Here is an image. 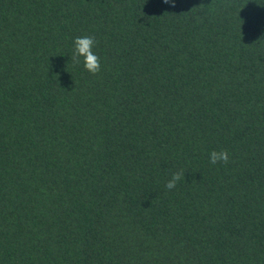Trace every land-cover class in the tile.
I'll list each match as a JSON object with an SVG mask.
<instances>
[{
    "label": "trees",
    "instance_id": "16d2710c",
    "mask_svg": "<svg viewBox=\"0 0 264 264\" xmlns=\"http://www.w3.org/2000/svg\"><path fill=\"white\" fill-rule=\"evenodd\" d=\"M0 264H264V0H0Z\"/></svg>",
    "mask_w": 264,
    "mask_h": 264
},
{
    "label": "clouds",
    "instance_id": "9594fccd",
    "mask_svg": "<svg viewBox=\"0 0 264 264\" xmlns=\"http://www.w3.org/2000/svg\"><path fill=\"white\" fill-rule=\"evenodd\" d=\"M165 3H171L172 0H164ZM73 51L71 60L74 65L83 66L84 70L92 75H96L101 70L100 57L93 51L97 44L95 38L91 35L77 36L73 39ZM209 162L213 165L217 163L227 164L229 162V153L226 149L212 150L208 153ZM184 179V172H173L165 183V188L172 190L177 183Z\"/></svg>",
    "mask_w": 264,
    "mask_h": 264
}]
</instances>
